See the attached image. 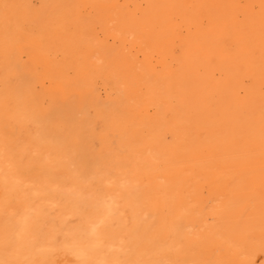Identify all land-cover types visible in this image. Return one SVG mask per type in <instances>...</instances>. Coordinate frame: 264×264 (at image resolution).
Masks as SVG:
<instances>
[{
	"label": "bare ground",
	"instance_id": "1",
	"mask_svg": "<svg viewBox=\"0 0 264 264\" xmlns=\"http://www.w3.org/2000/svg\"><path fill=\"white\" fill-rule=\"evenodd\" d=\"M0 264H264V0H0Z\"/></svg>",
	"mask_w": 264,
	"mask_h": 264
}]
</instances>
